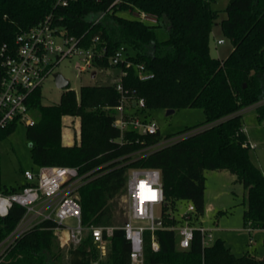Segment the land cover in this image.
I'll return each instance as SVG.
<instances>
[{
	"label": "trees",
	"instance_id": "1",
	"mask_svg": "<svg viewBox=\"0 0 264 264\" xmlns=\"http://www.w3.org/2000/svg\"><path fill=\"white\" fill-rule=\"evenodd\" d=\"M114 1L74 0L68 6H55V0H0V47H14L17 34L52 14L55 24L82 37L84 48H104L103 56L94 59L95 67H115L120 72L110 82L82 86L78 95L67 88L57 104L44 105L41 88L33 92L29 107L35 110V123L26 126V137L36 169L43 165L76 166L81 173L96 169V177L79 190L87 226L122 225L118 222L123 210L117 199L126 191L133 168L159 169L167 209L175 210L182 201L192 203L198 214L204 210L205 169H227L246 190V226L264 229V173L251 158L243 129V113L248 108L253 107L258 121L264 122V0L228 1L220 28L233 48L223 59L210 52L212 28L219 17L212 7L215 0H120L112 5ZM136 11L156 16L157 22L140 20ZM121 46L126 48V60L112 65L110 58ZM138 64L154 76L141 80ZM123 94L145 100L143 109L133 103L126 107L129 117L152 109L200 105L207 119L166 137L160 130L155 134L132 127L122 131L114 121ZM66 115L80 119V140L71 145L63 142ZM16 125L1 131L0 138ZM173 135L181 137L142 152ZM23 186L0 188L11 192ZM23 213L24 208L16 204L8 216L0 217V241ZM163 223L178 221L165 218ZM155 234L160 243L157 252L151 246L152 232H144L145 264H264V259L248 253L236 256L221 239L203 248L198 231L186 249L178 247L174 230L159 229ZM54 238L52 229L40 225L21 237L1 264H62ZM130 252L122 228L108 237V252L102 258L87 233L79 245L70 248L68 264H132Z\"/></svg>",
	"mask_w": 264,
	"mask_h": 264
},
{
	"label": "built area",
	"instance_id": "2",
	"mask_svg": "<svg viewBox=\"0 0 264 264\" xmlns=\"http://www.w3.org/2000/svg\"><path fill=\"white\" fill-rule=\"evenodd\" d=\"M72 1L74 0H55V6H68ZM119 1L115 0L112 5ZM104 14L105 12L101 13L93 23H98ZM134 15L144 22H157L156 16L145 11H136ZM81 39L82 37L69 34L65 27L55 24L51 14L32 28L17 34L14 47L9 48L7 44L0 47V133L14 122H24L27 125L35 123L29 107L30 97L35 90L42 87L48 76L56 73L55 68L64 59L78 56L82 63L81 71L96 68L94 59L103 56L104 48L103 51L93 47L84 48ZM97 41L98 37H95L93 42L96 44ZM217 42L220 44L224 40L218 39ZM125 55L126 48L121 46L111 56V64L124 62ZM137 70L141 80L154 76L144 64H138ZM117 88L123 90L121 84ZM134 97L135 94L122 95L121 104L116 108L119 113L114 125L122 131L132 127L143 134L157 133L160 129L156 122L126 115L125 101L130 100L139 109L146 107L143 98ZM180 137L164 139L143 149L142 152L148 153L147 151L161 147L163 143L166 146ZM95 170L94 168L81 173L80 168L76 166L43 165L37 169L24 170L25 183L22 188L11 192L0 188V217L8 216L16 204L24 208L17 225L0 241V264L5 261L7 254L21 237L43 224L45 228L52 229L54 234L65 231L73 247L79 245L83 237L90 233L98 246L99 258L107 253L108 237L116 228H122L131 244L132 264H145L144 232L147 230L152 232L151 246L155 252L160 249L155 234L159 229L174 230L180 249L191 245L196 231L200 233L203 248L215 241L212 229L197 227L191 222V212L195 211L192 203H188L187 223H163L165 218L175 217L171 209L165 206L161 172L157 168H133L129 171L126 183L127 217L122 225H85L79 190L96 177ZM158 219L161 223H157ZM68 220H74V223L69 224Z\"/></svg>",
	"mask_w": 264,
	"mask_h": 264
},
{
	"label": "rangeland",
	"instance_id": "3",
	"mask_svg": "<svg viewBox=\"0 0 264 264\" xmlns=\"http://www.w3.org/2000/svg\"><path fill=\"white\" fill-rule=\"evenodd\" d=\"M228 1L215 0L212 3V7L219 12V17L212 28L210 52L213 57L220 59L225 58L233 48L231 41L224 36L220 28V21L227 17L225 9ZM218 39H223L224 43L219 44ZM81 65L80 58L74 56L64 59L55 68V72H60L69 79V85L66 88H60L56 85L54 77L48 76L41 87L44 105L59 103L62 93L67 88L73 89L78 95L82 86L110 82L112 79H118L120 73L119 69L115 67H96L81 71ZM94 73L95 75H93ZM130 103V100L125 101L124 107L130 106ZM117 111L119 113V110ZM34 112L35 110L32 111V115L35 118ZM131 117L156 122L163 137L207 119L206 112L200 105L183 107L171 114L167 113V109H152L142 113L136 112ZM26 126V123L20 122L10 133L0 138V185L4 189L23 185L25 183L24 170L36 169V164L31 157L30 143L26 137ZM243 129L251 147V158L264 173V122L258 121L256 110L253 107L243 113ZM62 134L65 143H75L80 140V119L78 116L66 115L63 117ZM174 136L176 135L172 137ZM164 146L163 143L161 147ZM204 175V210L201 214L196 211L191 212V222L197 227L204 226L212 229L215 240L221 239L236 256L248 253L255 258L264 259V229L248 228L244 221L246 190L243 184L237 180L235 174L227 169H205ZM127 198V192L124 191L117 199L119 207L123 210L121 213L123 217L118 222L120 224L127 217ZM170 211L178 223H187L188 203L178 201L176 209ZM117 214L120 212L118 211ZM67 222L73 224L74 220ZM54 243L56 249L60 251L61 263L68 264L72 245L68 241L67 233L61 231L55 234ZM106 252H108V247Z\"/></svg>",
	"mask_w": 264,
	"mask_h": 264
},
{
	"label": "water",
	"instance_id": "4",
	"mask_svg": "<svg viewBox=\"0 0 264 264\" xmlns=\"http://www.w3.org/2000/svg\"><path fill=\"white\" fill-rule=\"evenodd\" d=\"M93 75H95V73ZM53 77H54L55 82H56V85L58 87H60V88H66L69 85V79L66 78L62 73L56 72V73H54ZM175 110L176 109H174V108L167 109V113L168 114L174 113ZM157 223H161V220L158 219L157 220Z\"/></svg>",
	"mask_w": 264,
	"mask_h": 264
},
{
	"label": "crops",
	"instance_id": "5",
	"mask_svg": "<svg viewBox=\"0 0 264 264\" xmlns=\"http://www.w3.org/2000/svg\"><path fill=\"white\" fill-rule=\"evenodd\" d=\"M224 43V42H223ZM64 142V141H63ZM65 143V142H64ZM65 144H67V145H71V144H73V143H71V142H66Z\"/></svg>",
	"mask_w": 264,
	"mask_h": 264
}]
</instances>
